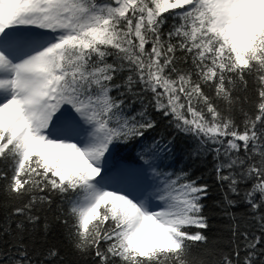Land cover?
<instances>
[{
    "label": "snow or ice",
    "instance_id": "obj_1",
    "mask_svg": "<svg viewBox=\"0 0 264 264\" xmlns=\"http://www.w3.org/2000/svg\"><path fill=\"white\" fill-rule=\"evenodd\" d=\"M159 120L212 156L227 251L205 234L209 185L162 170ZM129 144L135 186L104 167ZM0 180V264H34L53 206L90 264H264V0H0Z\"/></svg>",
    "mask_w": 264,
    "mask_h": 264
},
{
    "label": "trees",
    "instance_id": "obj_2",
    "mask_svg": "<svg viewBox=\"0 0 264 264\" xmlns=\"http://www.w3.org/2000/svg\"><path fill=\"white\" fill-rule=\"evenodd\" d=\"M173 21L169 20L170 27ZM250 94V92H249ZM245 93H240L243 97ZM223 107V105H221ZM240 106L245 109L247 104ZM239 119V113H237ZM175 136V147L172 155L162 158V170L165 172H179L184 170L190 173L192 179L199 177V183H207L209 185V197L204 201L205 214L209 217L210 228L206 231V235L210 238L211 247L223 249L227 251L228 239L230 233L227 231L226 225L228 219L222 215L220 202L223 199V192L220 185L215 180V174L212 171L213 161L212 156L206 158L194 159L189 155L194 147V141L190 136L183 133H177L175 129L169 127L164 120H159L157 128L149 133V140L157 136ZM139 145L133 146L129 144L126 147H120L112 153V158L115 162H123L127 166H140L142 161L139 160ZM167 166V167H164ZM4 181L0 180V223L5 220V209L10 207L3 193ZM237 218H242L246 214V208L239 203L237 207L232 209ZM57 209L53 206L52 211L42 212L41 220L33 234L35 243L31 245L34 264H90V259H85L77 256L66 238L65 227L56 221ZM47 223L48 228L45 231L44 225ZM195 229H193L194 231ZM50 248L58 250L59 255L55 258H47L46 253ZM196 256H202L204 253L200 248L192 249ZM211 259V257H207Z\"/></svg>",
    "mask_w": 264,
    "mask_h": 264
},
{
    "label": "rangeland",
    "instance_id": "obj_3",
    "mask_svg": "<svg viewBox=\"0 0 264 264\" xmlns=\"http://www.w3.org/2000/svg\"><path fill=\"white\" fill-rule=\"evenodd\" d=\"M104 167L107 169L108 175L114 177L119 184L136 185L137 181L134 174L140 171V166L127 167L122 163H114L112 157L109 156L106 159ZM148 177L151 179L150 171Z\"/></svg>",
    "mask_w": 264,
    "mask_h": 264
}]
</instances>
